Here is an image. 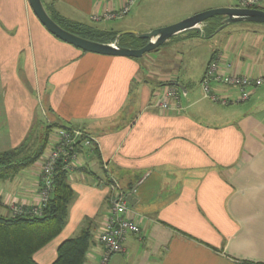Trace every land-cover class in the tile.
<instances>
[{"label": "crops", "instance_id": "1", "mask_svg": "<svg viewBox=\"0 0 264 264\" xmlns=\"http://www.w3.org/2000/svg\"><path fill=\"white\" fill-rule=\"evenodd\" d=\"M41 1L70 21L118 34L136 31L145 9L134 3L127 20L92 22V14L118 9L127 0ZM208 1L195 4L208 6ZM210 1L214 7L237 5ZM259 7L264 9V0ZM192 33L163 45L185 44L194 39ZM211 38L208 45H197L208 46L199 82L215 57L233 74L264 75V25L235 23ZM148 56L83 52L51 35L27 0H0V152L17 147L31 132L39 136L47 122L80 129L95 144L94 151H80L67 172L74 195L64 225L33 260L51 264L64 240L89 228L83 264H98V235L108 214V185L114 182L133 197L128 216L140 233L129 236L124 251L107 264H264V83L241 103L222 106L191 92L186 101L180 98L179 107L162 109L164 85L180 83L179 65L170 66L165 51ZM189 81L180 83L186 96ZM53 129L43 155L63 130ZM41 160L0 182V215L9 214L12 202L36 204Z\"/></svg>", "mask_w": 264, "mask_h": 264}, {"label": "trees", "instance_id": "2", "mask_svg": "<svg viewBox=\"0 0 264 264\" xmlns=\"http://www.w3.org/2000/svg\"><path fill=\"white\" fill-rule=\"evenodd\" d=\"M46 10L59 26L82 38L110 43L119 35L70 21L52 10L49 11L47 8ZM221 19L217 16L207 20L204 23L203 34L200 35L194 30L195 34L203 39L213 37ZM145 43L146 40L128 34L120 35L118 38V44L125 48L136 49L144 46ZM55 127L72 129L58 123L46 124L39 136L35 137L36 135L31 132L17 147L0 152V182L12 179L37 163L47 149L51 130ZM67 172L62 164L56 167L49 201L39 216L0 215V264H37L33 260V255L60 233L74 195L67 182ZM90 244L91 230L84 228L76 237L66 239L58 246L57 256L51 264H83Z\"/></svg>", "mask_w": 264, "mask_h": 264}, {"label": "built area", "instance_id": "3", "mask_svg": "<svg viewBox=\"0 0 264 264\" xmlns=\"http://www.w3.org/2000/svg\"><path fill=\"white\" fill-rule=\"evenodd\" d=\"M136 0H127L114 10H106L101 14H92V22L113 21L123 18L129 13L130 7ZM263 0H236V7L257 8ZM204 24L196 31L203 34ZM264 83V75L251 77L238 75L230 72V65L224 63L221 66V58H213L204 71L199 82L203 96L212 103L222 106L244 102L249 97V91ZM217 87H223L237 92V97L219 93ZM181 92L173 86H165L158 101L159 108L168 109L171 106H180ZM95 144L93 139L80 129H63L59 131L57 138L51 143L46 154L42 155L40 165V181L37 191V202L33 205L9 204V215L19 216L29 214L39 216L47 205L52 189L55 169L62 164L69 171L73 162L76 161L80 151L87 149L93 151ZM110 194L108 196V214L103 227L98 235V243L102 247V255L98 264H107L114 254L124 251V242L129 236L140 233L138 224L128 216L129 204L126 195L119 190L117 183H109Z\"/></svg>", "mask_w": 264, "mask_h": 264}, {"label": "water", "instance_id": "4", "mask_svg": "<svg viewBox=\"0 0 264 264\" xmlns=\"http://www.w3.org/2000/svg\"><path fill=\"white\" fill-rule=\"evenodd\" d=\"M30 9L40 22V24L55 38L70 44L83 52L93 53L103 56L127 57L140 59L144 55L155 51L172 37L196 30L200 25L213 17H221L220 25L215 29L213 35H216L230 24L234 23H251L264 25V10L259 8H239L223 7L206 10L196 13L175 24L157 28L145 33H136L134 31H125L119 34L113 42L100 43L91 41L75 34H72L59 26L48 14L41 0H27ZM132 35L137 39L146 40L144 46L136 49L125 48L118 44L119 36ZM212 35V36H213ZM164 86H173L180 90L186 96L185 87L177 82L167 83ZM128 204L133 205L134 199L131 195L126 196Z\"/></svg>", "mask_w": 264, "mask_h": 264}, {"label": "rangeland", "instance_id": "5", "mask_svg": "<svg viewBox=\"0 0 264 264\" xmlns=\"http://www.w3.org/2000/svg\"><path fill=\"white\" fill-rule=\"evenodd\" d=\"M159 1L160 0H158L157 2L153 0H148V1H145L144 3V0H136L134 2L135 4L143 3L142 5L143 7H145L141 15L142 18L136 21L137 30L134 32L145 33V32L157 29V28H162V27L175 24L179 21L184 20L185 18L189 16H192V14H194L193 12L200 13V12L210 10V9L223 8V7H214L215 2L214 1L211 2L210 0L207 3L208 6L198 5V4L196 5L195 4L196 0H189V1L164 0L161 3H159ZM233 1L234 0H232V2ZM134 3L132 4V6L134 5ZM201 6L202 7L207 6L206 7L207 9H203V11H196L197 8ZM130 15L131 13L130 14L128 13L123 18L127 20ZM181 16H184V17H181ZM179 18H183V19H179ZM233 25H235V23L230 24L222 31L229 29V27H232ZM146 28H149V29H146ZM189 32L191 33L193 32L191 34L192 35L191 37L194 39H188L189 41L186 42L185 44L177 45L175 42H172L171 44L167 46L165 45L160 46L158 48V51L148 53L151 56H155L156 54H161L163 51H165L166 59L168 60L167 63L170 64V66H173V64L175 63L179 65V67L175 69V72H176L175 74L177 78L179 79L180 83H182L185 80V78L189 77L190 79L189 83L188 84L185 83V86L189 90V96H184L181 93L182 101H186L187 99H189L191 92H197L199 94L202 92V90H200L201 88L199 85L198 78H199L200 70H201L200 67H201L202 62L204 61L205 51L208 46H203L202 48L197 49V45L198 44L208 45L206 44L207 41H210V39H213V38L201 39V37L195 34L194 30L189 31ZM214 39H218V36ZM151 56H148L147 59H152ZM178 59H181L182 61ZM155 82H156V79H152L150 83L151 85L154 86L153 89L156 88V85H154ZM161 88H164V87H161ZM223 109H226V107H223ZM38 111L40 112L39 109ZM39 119H41V115H39ZM41 121L44 124V118L41 119ZM48 124H50V122H47V125Z\"/></svg>", "mask_w": 264, "mask_h": 264}]
</instances>
